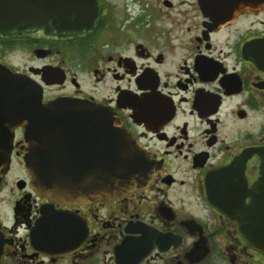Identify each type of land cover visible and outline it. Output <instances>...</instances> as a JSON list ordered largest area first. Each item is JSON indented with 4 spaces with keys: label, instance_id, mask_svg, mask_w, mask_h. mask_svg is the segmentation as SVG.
<instances>
[{
    "label": "flooded vegetation",
    "instance_id": "flooded-vegetation-1",
    "mask_svg": "<svg viewBox=\"0 0 264 264\" xmlns=\"http://www.w3.org/2000/svg\"><path fill=\"white\" fill-rule=\"evenodd\" d=\"M97 2L91 29L0 31V264H264L235 215L264 163V0ZM9 73L43 103L117 113L150 180L105 201L37 192L24 159L55 130Z\"/></svg>",
    "mask_w": 264,
    "mask_h": 264
},
{
    "label": "water",
    "instance_id": "water-1",
    "mask_svg": "<svg viewBox=\"0 0 264 264\" xmlns=\"http://www.w3.org/2000/svg\"><path fill=\"white\" fill-rule=\"evenodd\" d=\"M98 11L97 0H0V31L39 27L73 34L91 29ZM9 75L15 90L30 89L28 113L39 117V127L55 130L51 140L31 139L24 159L37 192L53 202L105 201L150 180L148 156L109 107L63 97L43 103L41 85L32 80L25 85L20 73ZM78 142H83L81 150ZM260 171L248 192V205L240 203L235 215L244 241L264 255V163Z\"/></svg>",
    "mask_w": 264,
    "mask_h": 264
}]
</instances>
